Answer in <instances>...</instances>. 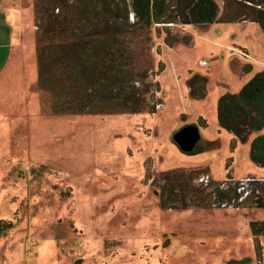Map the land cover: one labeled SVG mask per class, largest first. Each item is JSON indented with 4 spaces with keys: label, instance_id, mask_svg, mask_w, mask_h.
Returning a JSON list of instances; mask_svg holds the SVG:
<instances>
[{
    "label": "rangeland",
    "instance_id": "374dc122",
    "mask_svg": "<svg viewBox=\"0 0 264 264\" xmlns=\"http://www.w3.org/2000/svg\"><path fill=\"white\" fill-rule=\"evenodd\" d=\"M73 5L0 0V220L13 223L0 236V264H264V233L252 229L264 207L250 196L162 204L170 170H199L194 183L206 178L209 192L264 178L251 158L257 134L242 140L218 115L221 96L264 72V28L191 24L194 45L179 20L131 30L127 53L109 71L73 53ZM15 11L21 26L9 37ZM166 30L174 49L163 44ZM195 74L207 78L205 97L190 92ZM125 76L140 90V112L114 96ZM188 125L200 130L199 153L174 143Z\"/></svg>",
    "mask_w": 264,
    "mask_h": 264
},
{
    "label": "trees",
    "instance_id": "16d2710c",
    "mask_svg": "<svg viewBox=\"0 0 264 264\" xmlns=\"http://www.w3.org/2000/svg\"><path fill=\"white\" fill-rule=\"evenodd\" d=\"M51 7L59 8L70 1L78 10L76 21L80 33L75 34V40L71 43L73 53L85 52L92 60L99 58L107 70L113 71L118 60L124 58L127 53L126 38L131 30H152L156 27H171L181 24L207 25L216 21L223 22L218 18L219 6L215 0H195L189 13L176 9L170 0H46ZM253 10L249 19L257 22L264 28V0H238ZM134 13V21L130 20V13ZM173 14V15H172ZM174 15L178 18L175 19ZM246 16V15H245ZM67 20L55 17L58 24L53 28L56 30ZM77 27V26H76ZM49 30H52L49 29ZM75 32V31H73ZM164 42L173 47L176 39L170 30H166ZM86 63V64H85ZM82 70L87 71V61L82 64ZM133 77H120L113 83L114 96L116 99L130 104L132 112H140L143 99L138 89L134 87ZM201 82L200 85H197ZM189 87L192 96L205 97L208 84L207 78L199 74L191 76ZM118 90V91H117ZM117 91V92H116ZM218 115L221 124L231 132H234L242 140L256 133L252 141L251 158L259 165L264 166V72L257 73L241 92L227 93L221 96L218 105ZM177 145V143L174 141ZM178 146V145H177ZM204 147L197 145L196 148L187 154H196ZM199 170L174 169L163 173L162 187L167 192L162 204L171 208L189 207V201L195 204L207 203L212 194L217 196L220 202L252 198L258 207H264V178L247 177L236 186L228 190L221 189L216 185L211 192L207 189L211 186L210 181L204 184L194 183L195 175ZM253 184V185H252ZM252 185V186H251ZM181 186V188H176ZM251 186V187H250ZM242 187L241 191L238 188ZM246 198L240 200L242 196ZM250 196V197H249ZM13 226L11 222L0 220V236ZM254 234L264 233V222L252 223Z\"/></svg>",
    "mask_w": 264,
    "mask_h": 264
},
{
    "label": "crops",
    "instance_id": "0c3cea01",
    "mask_svg": "<svg viewBox=\"0 0 264 264\" xmlns=\"http://www.w3.org/2000/svg\"><path fill=\"white\" fill-rule=\"evenodd\" d=\"M170 1L174 6H176L177 10L189 13V7H191V4L195 0H170ZM215 1L217 2L218 6H219L218 18H222L224 21L223 22L216 21L213 23L219 25V24L243 22L244 24H254L252 26H260L257 22H253V21L244 19V18L249 19L250 15L252 16V14H253V10L250 7L246 6L244 4V2H240L238 0H215ZM255 1H258V0H255ZM18 11H19V8H18ZM21 13H22V10H21ZM8 20L11 22V24H10L11 28L8 29L10 32L8 34V36L10 37L11 34L15 33L16 31H19L21 24H19V27H18L17 23H15V21H14V20H17L16 11H15V16L13 18H10L8 15ZM21 20H22V18H21ZM12 24H14V25L16 24L17 28L14 29ZM192 24L197 25L196 23H192ZM211 24L212 23L207 24V25H203V26H210ZM190 25L191 24H184V26H185L184 28L192 36L190 44L194 45L195 44V41H194L195 35L189 29ZM163 44H165V43L163 42ZM5 46H6V44H5ZM176 47H177V45L176 46L174 45L173 47H169V48L174 49Z\"/></svg>",
    "mask_w": 264,
    "mask_h": 264
},
{
    "label": "water",
    "instance_id": "95a60500",
    "mask_svg": "<svg viewBox=\"0 0 264 264\" xmlns=\"http://www.w3.org/2000/svg\"><path fill=\"white\" fill-rule=\"evenodd\" d=\"M178 147L185 153L193 151L201 140V133L197 126L188 125L173 135Z\"/></svg>",
    "mask_w": 264,
    "mask_h": 264
},
{
    "label": "built area",
    "instance_id": "2783aa9c",
    "mask_svg": "<svg viewBox=\"0 0 264 264\" xmlns=\"http://www.w3.org/2000/svg\"><path fill=\"white\" fill-rule=\"evenodd\" d=\"M130 20H131V21H134V13H133V12L130 13ZM204 180L207 182V179H206V178H201V181H204ZM226 186H227L226 183H223V184H222V187H223V188H227ZM239 189L242 190V187H240ZM244 198H246V195L242 196V197L240 198V200H243Z\"/></svg>",
    "mask_w": 264,
    "mask_h": 264
},
{
    "label": "flooded vegetation",
    "instance_id": "af4514ba",
    "mask_svg": "<svg viewBox=\"0 0 264 264\" xmlns=\"http://www.w3.org/2000/svg\"><path fill=\"white\" fill-rule=\"evenodd\" d=\"M203 65H205V64L203 63ZM238 191H241V190L238 188Z\"/></svg>",
    "mask_w": 264,
    "mask_h": 264
}]
</instances>
